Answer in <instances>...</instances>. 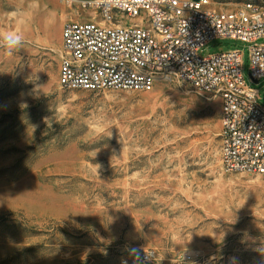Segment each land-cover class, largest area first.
I'll use <instances>...</instances> for the list:
<instances>
[{
	"label": "rangeland",
	"instance_id": "1",
	"mask_svg": "<svg viewBox=\"0 0 264 264\" xmlns=\"http://www.w3.org/2000/svg\"><path fill=\"white\" fill-rule=\"evenodd\" d=\"M81 2L0 0V264H119L147 249L264 264V175L222 169L217 97L176 80L59 88L62 29L90 20ZM234 50L264 107L247 44L217 39L199 56Z\"/></svg>",
	"mask_w": 264,
	"mask_h": 264
},
{
	"label": "built area",
	"instance_id": "2",
	"mask_svg": "<svg viewBox=\"0 0 264 264\" xmlns=\"http://www.w3.org/2000/svg\"><path fill=\"white\" fill-rule=\"evenodd\" d=\"M87 22H70L61 32L57 83L64 91L149 93L176 80L220 101V158L228 173L264 175V109L243 76V53L200 57L211 41L249 46L248 76L264 79V6L246 2L232 11L209 0H82ZM234 264L224 259L154 249L119 264Z\"/></svg>",
	"mask_w": 264,
	"mask_h": 264
},
{
	"label": "clouds",
	"instance_id": "3",
	"mask_svg": "<svg viewBox=\"0 0 264 264\" xmlns=\"http://www.w3.org/2000/svg\"><path fill=\"white\" fill-rule=\"evenodd\" d=\"M20 37L18 35L8 33L5 36V40L8 43L9 46L15 45L19 42Z\"/></svg>",
	"mask_w": 264,
	"mask_h": 264
},
{
	"label": "crops",
	"instance_id": "4",
	"mask_svg": "<svg viewBox=\"0 0 264 264\" xmlns=\"http://www.w3.org/2000/svg\"><path fill=\"white\" fill-rule=\"evenodd\" d=\"M233 10H235V9H233ZM224 11H227V10H224ZM230 11H232V10H230ZM255 90V89H254ZM256 91V90H255ZM256 93H257V97H258V104H259V96H258V91H256ZM259 106H260V104H259ZM261 107V106H260ZM263 109H264V107H262Z\"/></svg>",
	"mask_w": 264,
	"mask_h": 264
},
{
	"label": "water",
	"instance_id": "5",
	"mask_svg": "<svg viewBox=\"0 0 264 264\" xmlns=\"http://www.w3.org/2000/svg\"><path fill=\"white\" fill-rule=\"evenodd\" d=\"M256 84V83H255Z\"/></svg>",
	"mask_w": 264,
	"mask_h": 264
}]
</instances>
